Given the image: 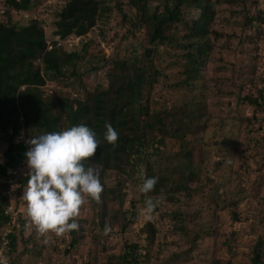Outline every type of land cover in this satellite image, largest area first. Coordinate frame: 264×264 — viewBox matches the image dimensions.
Instances as JSON below:
<instances>
[{
	"label": "rangeland",
	"instance_id": "rangeland-1",
	"mask_svg": "<svg viewBox=\"0 0 264 264\" xmlns=\"http://www.w3.org/2000/svg\"><path fill=\"white\" fill-rule=\"evenodd\" d=\"M219 1L212 9V49L194 90L197 96L170 88L185 78L183 68L175 65L173 52L164 54L165 49L159 48L151 57L155 67L151 73L162 74L158 82L144 84L133 113L153 137L138 155L144 162L130 177L115 172L103 175L98 169L101 182L117 194L113 203L117 211L110 214L105 230L100 226L101 202L86 197L73 218L79 224L78 244L69 250L70 231L41 234L30 221L23 199L26 187L22 188L29 171L26 160L9 170L11 177H0V196L9 202L0 235L11 231L17 233L19 242L23 239L15 254L17 263L121 264L127 246L139 242L141 264H253V248L264 238V221L260 222L264 212V0ZM105 3L109 10L87 36H72L63 42L68 52L81 53L88 45L77 70L89 92L108 87L107 75L114 70L115 61L132 66L134 55L144 56L149 47L148 30H137L132 25L137 11L131 0ZM150 3L153 9L160 1ZM65 4L66 0H32L30 11L7 13L5 0H0V22L22 26L41 20L51 44L58 41L53 35L54 23ZM186 11L184 18L189 22L201 18L196 8ZM183 26L189 28L188 24ZM174 33L180 37L178 31ZM172 77L176 79L169 82ZM44 91L67 92L82 100L86 97L82 89L69 90L51 82ZM250 100L263 102V106L258 109ZM193 111L197 118L189 127L186 113ZM23 139L28 140L26 136ZM5 150L0 149L1 163L6 162ZM138 156H132L133 165L139 162ZM190 160L203 163L196 166L199 181L188 183L190 197L174 198L168 189ZM147 165L167 182L155 213L141 198ZM131 219L135 222L129 223ZM149 224L156 232L152 245L147 238ZM261 261L264 264V251Z\"/></svg>",
	"mask_w": 264,
	"mask_h": 264
},
{
	"label": "trees",
	"instance_id": "trees-1",
	"mask_svg": "<svg viewBox=\"0 0 264 264\" xmlns=\"http://www.w3.org/2000/svg\"><path fill=\"white\" fill-rule=\"evenodd\" d=\"M151 1L131 0L132 6L137 11V20L132 22L133 27L137 30H148L149 47L146 54L144 56L135 54L132 66L124 61H115L114 70L107 75L108 87L106 89L99 87L94 92H89L84 86L83 78L77 70L78 62L84 54L82 52H86L88 45L84 46L81 53L68 52L63 42L72 36L76 38L87 36L95 28L109 10L105 7V0H66L65 7L54 23L56 30L53 35L58 41L51 44L46 36L45 24L41 20H31L27 25L22 26L11 21L0 22V149L6 147L4 152L6 162H0V177H11L9 170L25 161L24 153L29 145L23 137L30 139L32 135L60 131L78 124L87 125L100 140L96 153L89 158L90 166L101 169L103 175L115 172L130 177V173L136 172L140 162H144L138 155L142 154L146 141H149L153 135L145 132L146 126H141L137 118L138 114L133 111L141 100L144 84H148L150 80L153 84L158 82L162 74L159 71L151 73L150 69H155L151 57L159 52L157 51L159 48L165 49L164 54L173 52L171 56L175 65L177 68H183L182 74L185 78L175 85H170V88L177 93L191 92L193 96H197L194 90L197 82L201 80L202 66L207 63L205 59L211 54L212 49L209 41L210 28L215 21V13L212 9L220 2L219 0H159L160 3L152 9ZM5 5L7 13L28 12L32 9V0H5ZM190 8L198 9L201 18L187 21L184 17L187 13L186 9ZM183 24H188L189 28L185 29ZM175 30L179 32L180 37L174 33ZM175 79L176 77H172L169 82ZM50 82L65 86L69 90L82 89L86 97L84 100L81 97L72 98L71 93L62 91L46 94L44 88ZM261 100L264 102V95L261 96ZM249 102L258 109L263 106V102L260 104L257 100ZM194 118H197L194 111L186 113L185 122L189 127H193ZM159 122L164 125L162 121ZM106 123H110L118 133L114 144H109L103 139ZM206 127L207 123L204 132ZM175 137L178 138L176 135ZM159 142L163 143L165 140L160 139ZM134 154L139 160L136 165L132 162ZM202 164L190 160L187 169L177 175L178 179H175L174 183L172 181L174 185L168 190L173 193L174 198L191 196L188 183L199 181L196 166ZM145 172V179L157 178L152 191L141 192V198L145 203L147 200L153 202L155 206L152 210L155 213L157 201L164 194L163 188L166 187L167 182L164 181V176H157L151 166L147 165ZM27 181L28 175L22 181V188L27 187ZM101 183L104 193H101L99 198L102 204L99 217L100 226L105 230L110 214L117 211L113 205L117 194L115 190H109L106 183ZM8 205V200L0 196V228L7 221L8 215L5 217L4 214ZM179 218L182 219L181 214ZM263 221L264 212L260 218V222ZM133 222L134 219L129 221V223ZM127 225L128 223L123 229ZM147 227L150 231L147 238L152 245L156 235L155 228L150 224ZM24 230L25 224L20 232L23 234ZM70 235L72 242L69 250L78 244L77 230L70 231ZM21 243L23 239L19 242L17 233L10 231L7 235H0V247L5 245L4 251L13 264H20L17 263L15 254ZM141 246L139 242L128 245L120 258L121 264H141L142 255L139 254ZM263 251L264 238L261 237L253 248V264H263L261 261Z\"/></svg>",
	"mask_w": 264,
	"mask_h": 264
},
{
	"label": "clouds",
	"instance_id": "clouds-1",
	"mask_svg": "<svg viewBox=\"0 0 264 264\" xmlns=\"http://www.w3.org/2000/svg\"><path fill=\"white\" fill-rule=\"evenodd\" d=\"M104 127L103 139L114 144L118 133L110 123ZM26 143L29 148L24 156L29 171L23 199L31 223L41 234L77 230L79 224L73 218L86 197L99 200L103 187L100 171L90 166L89 159L100 145L97 134L87 125L78 124L32 135ZM156 183V177H149L140 191L148 193ZM154 206L151 200L146 201L149 211Z\"/></svg>",
	"mask_w": 264,
	"mask_h": 264
},
{
	"label": "built area",
	"instance_id": "built-area-1",
	"mask_svg": "<svg viewBox=\"0 0 264 264\" xmlns=\"http://www.w3.org/2000/svg\"><path fill=\"white\" fill-rule=\"evenodd\" d=\"M4 246L1 245L0 247V264H13L11 259L7 256V254L4 251Z\"/></svg>",
	"mask_w": 264,
	"mask_h": 264
}]
</instances>
